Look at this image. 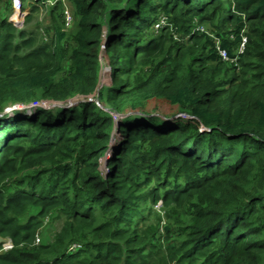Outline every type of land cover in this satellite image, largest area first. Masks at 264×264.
<instances>
[{
  "label": "trees",
  "instance_id": "obj_1",
  "mask_svg": "<svg viewBox=\"0 0 264 264\" xmlns=\"http://www.w3.org/2000/svg\"><path fill=\"white\" fill-rule=\"evenodd\" d=\"M10 1L0 114L50 108L0 117V264H264V0H67L69 32L52 0L41 34L9 23ZM160 16L178 29L146 37ZM121 50L137 78L114 69L97 92L103 52L119 67Z\"/></svg>",
  "mask_w": 264,
  "mask_h": 264
},
{
  "label": "rangeland",
  "instance_id": "obj_2",
  "mask_svg": "<svg viewBox=\"0 0 264 264\" xmlns=\"http://www.w3.org/2000/svg\"><path fill=\"white\" fill-rule=\"evenodd\" d=\"M62 3H63V7H64V12H66L68 14V17H69L68 20L65 19L64 29H65L66 32H69V31L72 30V27H73L72 25H73V21H74L73 20V17H72V12H71V6H70V4H69V2L67 0H63ZM37 4L38 3H34V5H36V7H37V11L32 14V20L30 21L29 25L28 24L27 25L25 24V18H24L21 26L19 28H17V29H19V30H24V29L32 30L35 27H38V29H34V30H39V32L40 31L41 32L44 31L45 26L47 24L46 22H48L47 9H48V7H50L52 5L51 4H47V3H45V5L43 3H39L38 5ZM4 7H5V3L3 2V0H1L0 1V10L5 11ZM31 7H32V3L29 4V2H28L27 4H24L23 8H24V11L26 13L25 16L29 14V12L31 11L30 10ZM172 25H174V24L171 21L169 23V20L167 19L166 16H163V17L160 16L158 18V21L153 25V28L151 29V31H146V32H144V34H145L146 37H147V35L152 36V37H155V36H158L160 34V30L162 28H165V27H168V26L170 27V29L172 31V34H173L175 32V28L178 29V27L177 26L174 27ZM195 25L196 26L194 27V31H197V30L200 31L201 29H203L202 26H198L197 24H195ZM47 26H48V24H47ZM41 32H40V34H41ZM175 38H176V35L174 36V39ZM117 54H118V57H117L118 60H120V62H123V63L119 64V67H118V65L115 62H114V66H110V64H108L106 62L107 61V59H105V56L106 55L103 52V54H102V57L103 58L101 59L100 83L97 86V92L105 84H107V86H110L112 84V80H110L109 76L112 75L111 73L113 72L114 69L118 70V68H119L121 70V72L116 76V81L115 82H119V83L120 82H123V78H127V76H130V75H133V79L137 78L138 75H135L134 73L133 74H130L131 66L129 64V55L127 53H125L124 50L118 51ZM100 58H101V55H100ZM157 62H158V59L157 60H150V63H152L151 65H154V64L156 65ZM134 70L138 74H140L139 78H141L144 75V69H140L139 66H136L134 68ZM108 79H109V81H108ZM87 100L88 101H95L98 104V107H100L99 109H101L104 112L109 113L111 115V112L108 111V109L106 108L105 105L99 104V101L96 100L95 95L90 96ZM73 104H76V100H70L69 101V104H66L64 106L65 107H68V106L70 107V106H74ZM35 105H37V106L42 105V106L49 107V105L47 103L42 104V102H39V103H35V104H30L29 106L28 105L27 106H21L20 107V111H22V112H20L19 110L18 111L20 113H23V112L25 113L24 110L28 109L30 106H35ZM16 106L17 105L11 106V107H7L5 109V112L2 113V114H0V117H3L5 115L13 116L14 115L13 113L15 111L12 112V110ZM18 106H20V105H18ZM166 109H167V107H166ZM103 114L104 113L100 114V116L103 115ZM127 114H130V113L129 112H126L124 114V116H126ZM159 114L160 115H163V116L171 117V113H169V114L166 115V113L164 111L160 112ZM112 117H113V123L115 124V121H118V116L117 115H113ZM181 118H182V116H181ZM171 119H172V117H171ZM173 120H177V119L176 118H173ZM169 121H171V120H169ZM189 121H191V120H189ZM118 125H115V126L117 127ZM109 140H110V142H108V143L111 144V147H114V145H117L118 144V138H115L114 132L112 130L109 133ZM108 146H110V145L108 144ZM106 153H107V155L108 154H111V152H108V151ZM108 157H109V155H108ZM40 166L41 167H46L45 165H40ZM106 166H107V164H105L104 163V160H102L101 167H100L101 171H104V169L106 170ZM160 205H161V203H158L156 207L155 206H154V208L152 207L153 208L152 212L154 214L157 213V211L159 212ZM52 215L53 214H51L49 217H46L44 219V223H43V226L45 227L44 228V233H46V234H48L50 236L53 235V233L56 230H58L59 227L61 228L63 222L65 221V218L64 217H60V220L51 222L50 218L51 217H54ZM157 216L160 217V219H161L160 232L162 234L163 233L162 232V228L164 227V225H165V223L167 221V219H165L166 218V213L163 212V211H160V213H157ZM152 222H153V220H152ZM51 226H53V227L51 229H49L48 227H51ZM39 242H40V240H39ZM0 245H1V243H0Z\"/></svg>",
  "mask_w": 264,
  "mask_h": 264
},
{
  "label": "built area",
  "instance_id": "obj_3",
  "mask_svg": "<svg viewBox=\"0 0 264 264\" xmlns=\"http://www.w3.org/2000/svg\"><path fill=\"white\" fill-rule=\"evenodd\" d=\"M63 1V0H61ZM11 14L8 17V21L9 23L13 24L14 27L19 28L24 20V16H25V11L23 10L22 6H23V2L22 0H11ZM27 2L29 3H35L36 0H27ZM53 2V3H52ZM55 3V1L52 0H48L47 4H51L53 5ZM65 19H69L68 14L65 12ZM243 46L240 47V52L242 51ZM220 55L226 59V55L220 51ZM36 244L39 242V240L37 239ZM79 246L78 245H72L71 247H69V251L73 252L75 251ZM12 248V244L10 243V241H6L3 242L2 248L0 249V253L10 250Z\"/></svg>",
  "mask_w": 264,
  "mask_h": 264
},
{
  "label": "clouds",
  "instance_id": "obj_4",
  "mask_svg": "<svg viewBox=\"0 0 264 264\" xmlns=\"http://www.w3.org/2000/svg\"><path fill=\"white\" fill-rule=\"evenodd\" d=\"M38 1V0H37ZM36 1V2H37ZM23 2V1H22ZM35 2V3H36ZM28 3V2H27ZM45 3H47V1H45L43 4L45 5ZM24 6V5H23ZM23 6H22V8H23ZM23 10H24V8H23ZM11 14V13H10ZM10 16V15H9ZM13 25V24H12ZM16 28V27H15ZM45 102H42V104H44ZM49 105V104H48ZM29 106V105H28ZM20 107L21 106H16V107H14L13 108V110H12V112H19L20 111ZM37 108H43V109H49L50 108V105H49V107H46V106H42V105H39V106H37V105H35V106H30L28 109H26V110H24L25 111V113L23 112V113H20L21 115H32V114H34L35 112H36V110H37ZM17 110V111H16ZM19 110V111H18ZM20 112H22V111H20ZM13 114H15V113H13ZM118 116V121H115V125H118L120 122H122V120L124 119V118H126V117H128L129 116V114H127L126 116H124V115H117ZM157 116V115H156ZM181 116H182V118H181ZM173 118H176L177 120H173ZM193 118H191V117H189V116H186V115H182V114H179V115H177V116H174V117H172V119L171 118H168L167 119V122H171V123H182V122H186V121H189V120H192ZM169 120H171V121H169ZM203 131H205V130H203ZM1 238V237H0ZM4 240V242H6V241H10V240H8V239H3ZM10 243H11V241H10ZM1 245H3V242L1 243Z\"/></svg>",
  "mask_w": 264,
  "mask_h": 264
},
{
  "label": "water",
  "instance_id": "obj_5",
  "mask_svg": "<svg viewBox=\"0 0 264 264\" xmlns=\"http://www.w3.org/2000/svg\"><path fill=\"white\" fill-rule=\"evenodd\" d=\"M4 242V240L2 238H0V243Z\"/></svg>",
  "mask_w": 264,
  "mask_h": 264
}]
</instances>
